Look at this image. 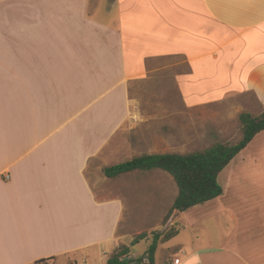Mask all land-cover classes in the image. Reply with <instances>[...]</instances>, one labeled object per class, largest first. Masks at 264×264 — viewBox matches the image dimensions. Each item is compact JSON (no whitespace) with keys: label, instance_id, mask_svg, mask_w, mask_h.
Instances as JSON below:
<instances>
[{"label":"crops","instance_id":"0c3cea01","mask_svg":"<svg viewBox=\"0 0 264 264\" xmlns=\"http://www.w3.org/2000/svg\"><path fill=\"white\" fill-rule=\"evenodd\" d=\"M164 59L187 67L175 76L186 108L259 116L264 0H0V264H105L119 247L127 174L103 169L128 161L130 84ZM218 181V198L181 212L177 236L195 234L174 247L178 264H264V131Z\"/></svg>","mask_w":264,"mask_h":264},{"label":"rangeland","instance_id":"374dc122","mask_svg":"<svg viewBox=\"0 0 264 264\" xmlns=\"http://www.w3.org/2000/svg\"><path fill=\"white\" fill-rule=\"evenodd\" d=\"M149 68L151 72L146 79L130 84L131 118L124 127L131 130L122 131V136L132 147L131 150L123 152L118 161L151 153L188 154L216 143L236 144L241 140V125L238 118L227 117L224 112L226 105L192 110L184 106L175 83V76L187 70L182 59L155 60L150 63ZM102 169V166L95 165V161L91 162L87 169V177L97 194L109 189V181L103 177ZM136 172L124 175L129 191H123V185L122 188L118 185L116 187V192L121 195L125 205L124 219L117 230V237L120 244L125 245L140 233L150 237L152 232H164L163 228L167 222L164 220L172 214L173 211H170L177 195L176 185L167 173L160 170ZM181 219L172 227L180 228ZM200 228L203 239L210 238L213 244L218 242L215 241L218 230L210 228L208 231L204 226ZM194 234L193 229L187 227L170 242L159 243L154 254V264H162L166 257L179 258L174 247L190 241ZM150 243L149 238L132 248L134 261L140 259L141 264H148L145 251ZM42 264H46V261ZM47 264L77 263L56 259Z\"/></svg>","mask_w":264,"mask_h":264},{"label":"trees","instance_id":"16d2710c","mask_svg":"<svg viewBox=\"0 0 264 264\" xmlns=\"http://www.w3.org/2000/svg\"><path fill=\"white\" fill-rule=\"evenodd\" d=\"M241 125V140L236 144L216 143L201 151L188 154L153 153L103 169L107 179L115 180L123 174L134 171L142 173L160 170L167 173L177 188L171 211L186 210L205 204L222 194L218 177L235 156L260 132L264 131V111L259 116L243 112L238 116ZM169 216V215H168ZM168 216L164 222L167 221ZM178 230L170 227L164 232H152L150 237L138 234L128 245L120 244L108 257L105 264H141V260L129 259L131 247L150 238L151 243L145 253L148 264H154V254L159 243H165L175 236ZM43 262V261H39Z\"/></svg>","mask_w":264,"mask_h":264},{"label":"water","instance_id":"95a60500","mask_svg":"<svg viewBox=\"0 0 264 264\" xmlns=\"http://www.w3.org/2000/svg\"><path fill=\"white\" fill-rule=\"evenodd\" d=\"M182 218V214L181 212H179L178 210H173L172 214L170 215V217L168 218L163 231H166L169 227H172L173 225L176 224V222L178 220H180Z\"/></svg>","mask_w":264,"mask_h":264},{"label":"built area","instance_id":"2783aa9c","mask_svg":"<svg viewBox=\"0 0 264 264\" xmlns=\"http://www.w3.org/2000/svg\"><path fill=\"white\" fill-rule=\"evenodd\" d=\"M49 261H46V264L48 263ZM179 263V258H176L174 259L173 263L172 264H178ZM34 264H42V262H36Z\"/></svg>","mask_w":264,"mask_h":264}]
</instances>
